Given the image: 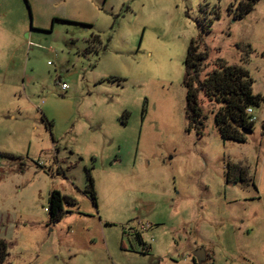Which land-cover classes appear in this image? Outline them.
<instances>
[{
  "label": "rangeland",
  "instance_id": "rangeland-1",
  "mask_svg": "<svg viewBox=\"0 0 264 264\" xmlns=\"http://www.w3.org/2000/svg\"><path fill=\"white\" fill-rule=\"evenodd\" d=\"M192 39L199 80L222 60L262 98L245 143L202 93L190 126ZM0 240L2 264H264V0H0Z\"/></svg>",
  "mask_w": 264,
  "mask_h": 264
},
{
  "label": "trees",
  "instance_id": "trees-1",
  "mask_svg": "<svg viewBox=\"0 0 264 264\" xmlns=\"http://www.w3.org/2000/svg\"><path fill=\"white\" fill-rule=\"evenodd\" d=\"M250 11L251 4H247L240 7V13L236 16L242 18ZM201 44L200 39L190 40L184 61L186 74L183 85L186 90L190 126L196 125V128H199L197 122L200 120L201 110L198 94L202 93L209 102L218 106L214 114V123L221 140L245 143L246 135L242 131H251L252 134L255 126V123L251 122L250 117L246 114V110H252V107L258 106L262 98L253 94L252 80L247 71L239 66L228 65L222 60H217L214 69L202 81L199 80L203 64L207 61L206 52L200 50ZM87 182L85 193L89 195L92 204L96 206L95 192L90 176H88ZM74 205L73 199L63 196L57 191H52L48 197L49 223L60 222L66 215L65 207ZM139 237V233H137L135 238L138 239V243L140 242L139 245L144 246L143 250L147 253L148 247L142 243ZM7 255L6 244L0 240V264L6 260Z\"/></svg>",
  "mask_w": 264,
  "mask_h": 264
},
{
  "label": "built area",
  "instance_id": "built-area-1",
  "mask_svg": "<svg viewBox=\"0 0 264 264\" xmlns=\"http://www.w3.org/2000/svg\"><path fill=\"white\" fill-rule=\"evenodd\" d=\"M68 89V86L64 83L61 84V90L62 91H66ZM246 114L250 117V121L255 123L256 122V118L253 116V111L251 109H247L246 110ZM131 230L135 231L136 233H141L144 232L146 230L145 226H138L136 228H132Z\"/></svg>",
  "mask_w": 264,
  "mask_h": 264
},
{
  "label": "water",
  "instance_id": "water-1",
  "mask_svg": "<svg viewBox=\"0 0 264 264\" xmlns=\"http://www.w3.org/2000/svg\"><path fill=\"white\" fill-rule=\"evenodd\" d=\"M245 135H250L251 131H242ZM192 258L194 259L196 264H201L205 262L206 256H205V251L203 249H198L192 253Z\"/></svg>",
  "mask_w": 264,
  "mask_h": 264
},
{
  "label": "crops",
  "instance_id": "crops-1",
  "mask_svg": "<svg viewBox=\"0 0 264 264\" xmlns=\"http://www.w3.org/2000/svg\"><path fill=\"white\" fill-rule=\"evenodd\" d=\"M131 233H133V234L135 235V237H136V234H137V233H136V230L133 231V232L131 231ZM131 233H130V234H131ZM139 235H140V234H139ZM139 239L141 240V237H139ZM136 240L138 241V239H136ZM139 243H140V242H139Z\"/></svg>",
  "mask_w": 264,
  "mask_h": 264
}]
</instances>
